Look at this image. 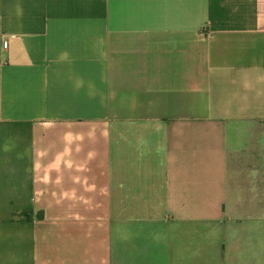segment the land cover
I'll return each instance as SVG.
<instances>
[{
  "label": "crops",
  "instance_id": "0c3cea01",
  "mask_svg": "<svg viewBox=\"0 0 264 264\" xmlns=\"http://www.w3.org/2000/svg\"><path fill=\"white\" fill-rule=\"evenodd\" d=\"M0 264H264V0H0Z\"/></svg>",
  "mask_w": 264,
  "mask_h": 264
}]
</instances>
